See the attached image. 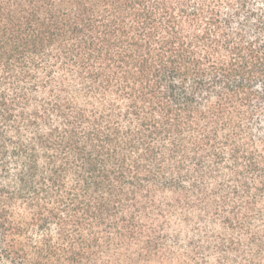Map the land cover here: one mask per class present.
Segmentation results:
<instances>
[{"label":"trees","instance_id":"16d2710c","mask_svg":"<svg viewBox=\"0 0 264 264\" xmlns=\"http://www.w3.org/2000/svg\"><path fill=\"white\" fill-rule=\"evenodd\" d=\"M0 264H264V0H0Z\"/></svg>","mask_w":264,"mask_h":264}]
</instances>
